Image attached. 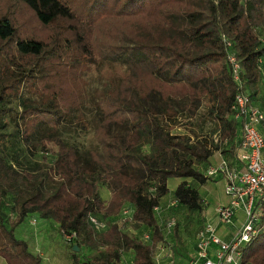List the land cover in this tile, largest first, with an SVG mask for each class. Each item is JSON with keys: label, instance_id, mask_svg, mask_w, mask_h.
<instances>
[{"label": "trees", "instance_id": "16d2710c", "mask_svg": "<svg viewBox=\"0 0 264 264\" xmlns=\"http://www.w3.org/2000/svg\"><path fill=\"white\" fill-rule=\"evenodd\" d=\"M262 34L264 0H0L6 263L42 264L14 234L33 215L75 231L71 244L99 254L90 264H120L123 249L133 250L134 264H155L163 240L155 207L168 179L180 180L172 193L179 205L202 212L196 186L210 179L196 164L207 166L215 153L234 158L235 83L222 36L258 103ZM173 83L189 91L177 95ZM123 205L133 207L135 228L151 230L150 243L122 231ZM90 215L107 228L95 231ZM240 264H264V217Z\"/></svg>", "mask_w": 264, "mask_h": 264}, {"label": "built area", "instance_id": "2783aa9c", "mask_svg": "<svg viewBox=\"0 0 264 264\" xmlns=\"http://www.w3.org/2000/svg\"><path fill=\"white\" fill-rule=\"evenodd\" d=\"M259 39L264 45V34ZM222 41L230 77L235 83L231 109L232 117L239 125V134L235 139L233 160L220 154L217 161L206 166L204 174L209 179L221 178L224 182L228 202L215 208L218 220L231 224L235 214L242 211L243 221L234 235L226 240L217 233L215 225L205 223L197 232L196 256L190 259L189 264H240L246 245L255 237L264 217V108L250 98L245 88L242 66L231 40L222 36ZM257 63L264 87V52ZM176 204L174 198L169 201L170 206ZM132 211L123 205L117 221L121 224L130 220ZM88 222L95 230H103L108 226L107 219L99 215H90ZM176 222L177 219L171 217L168 228ZM61 235L69 242L77 237L75 231L61 230ZM144 237L148 239L149 235Z\"/></svg>", "mask_w": 264, "mask_h": 264}, {"label": "rangeland", "instance_id": "374dc122", "mask_svg": "<svg viewBox=\"0 0 264 264\" xmlns=\"http://www.w3.org/2000/svg\"><path fill=\"white\" fill-rule=\"evenodd\" d=\"M172 90L177 95L186 94L189 90L188 88L181 83L171 84ZM257 102L264 107V91L260 89L257 92ZM39 154V153H38ZM215 161V160H214ZM196 167L204 171V164H196ZM180 182L177 178L168 179V188L169 191L159 200V204L156 213L161 211V217L158 218L160 229L163 233V240L159 242L153 253V260L155 264H189L191 257L196 253V234L198 229H200L205 223V214L207 216L215 214V208L218 205L226 204L228 202V197L224 193V182L222 180L210 179L205 184H198L196 187L200 193L203 202V210H189L178 203L175 206H170L169 201L173 198V190L176 185ZM103 198H106L108 191L105 187L100 189ZM133 209L132 206L127 205V210ZM10 210L7 205L2 207V213L5 217L10 215ZM238 211L237 213H239ZM156 215V214H155ZM171 217L177 219L176 224L168 228V221ZM241 214H238L234 219L237 222L241 220ZM233 219V220H234ZM9 224V220L8 223ZM20 228L15 229L16 236L20 237ZM122 231H130L134 233V236L144 240L145 243H150L151 239H146L144 235L150 233L151 231L148 227L142 225L140 227H134V223L131 220L121 223ZM95 230V229H94ZM98 232L103 230H95ZM47 236L48 240L52 243V250L50 247L45 246L43 241L44 236ZM42 236V237H41ZM39 246V249H42L47 256H52L59 261L60 264H73V252H75L76 258L81 260V263L77 264H90L98 254L97 251L91 249L85 245H77L78 250L73 249L74 245L71 242L67 241L62 237L58 228H49L43 235L42 233L36 235ZM39 237V238H38ZM41 237V238H40ZM27 238V237H26ZM30 238V237H29ZM28 242V241H27ZM29 247L32 251H35L31 238L29 239ZM50 245V243H49ZM38 249V250H39ZM53 252L55 253L53 255ZM134 252L131 249H123L121 251V263L120 264H134L133 261ZM42 264H48L46 256L41 258Z\"/></svg>", "mask_w": 264, "mask_h": 264}, {"label": "crops", "instance_id": "0c3cea01", "mask_svg": "<svg viewBox=\"0 0 264 264\" xmlns=\"http://www.w3.org/2000/svg\"><path fill=\"white\" fill-rule=\"evenodd\" d=\"M220 156L221 155L219 153H215L210 158L209 162L217 161ZM216 180H222V179L221 178L214 179V181H216ZM160 213H161V211H158V213L155 212V214H156L155 216H156L158 224H159L158 218L160 219V217H161ZM238 214H241V217H242L240 222H237L233 218L234 220H232L231 224H225V223L219 221L218 218H217L216 213L214 215H210V216H207L205 214V218L204 219H205V223H211V224L215 225L217 233L222 237V239L226 240V239L231 238L234 235L235 231L237 230V228L241 225V223L243 221V213H242V211H240L239 213H236L234 217L236 218V216H238ZM17 228H20L19 229L20 237L16 236V234H15V229H17ZM49 228L55 229V228H58V225L56 223L45 221V220L39 219L36 216L30 215V216L26 217L21 224L16 226V228L14 229V234H15L16 237H18L20 239H23L26 242L28 241L27 242L28 247H29V245H31V244H29V239L31 238V243H32L35 251H32L33 249L31 250L30 247H29V250L31 252L35 253V254H38L41 258L46 256L48 264H60L59 261L56 260L54 257L47 256V254L45 252H43L42 249H39V246L37 245L38 240H37L36 235L39 236L40 233H42V235H43L46 231H48ZM43 239H44L43 241L46 243L45 246L46 247H50V249L52 250L53 248H52V243L50 242V239L48 240L46 235L44 236ZM49 243H50V245H49ZM196 244H197V234H196ZM54 254L55 253L53 252V255ZM194 256H196V253L191 258H193ZM81 262H82L81 260H78V263H81ZM0 264H7L5 259L2 256H0Z\"/></svg>", "mask_w": 264, "mask_h": 264}, {"label": "water", "instance_id": "95a60500", "mask_svg": "<svg viewBox=\"0 0 264 264\" xmlns=\"http://www.w3.org/2000/svg\"><path fill=\"white\" fill-rule=\"evenodd\" d=\"M73 249H74L75 251H77V250H78V246L75 244L74 247H73Z\"/></svg>", "mask_w": 264, "mask_h": 264}]
</instances>
